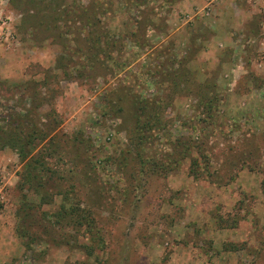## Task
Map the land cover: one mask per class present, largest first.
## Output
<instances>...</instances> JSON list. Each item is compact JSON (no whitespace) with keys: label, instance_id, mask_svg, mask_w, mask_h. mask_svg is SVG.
<instances>
[{"label":"rangeland","instance_id":"rangeland-1","mask_svg":"<svg viewBox=\"0 0 264 264\" xmlns=\"http://www.w3.org/2000/svg\"><path fill=\"white\" fill-rule=\"evenodd\" d=\"M28 1L0 0L11 32L10 45L0 41V128L6 131L0 178L7 183L0 218L10 221L5 233L12 243L10 253L0 251V264H264V0L236 3L256 11L258 32L234 35L236 46L224 54L206 51L202 59L207 40L190 24L213 15L221 0L210 13L179 12L176 25L174 5L141 0L138 10L156 20L139 30L123 27L140 17L127 0ZM95 1L101 6L91 21L99 27L91 36L104 50L96 51L94 71L80 76L72 69L80 55L69 51V36H59L66 27H55L63 20L53 17L63 7ZM63 55L72 59L69 75L57 68ZM113 59L127 65L119 71ZM28 85H37L47 101L23 120L52 131L51 143H41H49L47 164L56 173L47 196L31 188L38 180L25 182L26 160L10 146L12 115L32 110L21 96ZM137 97L160 107L158 130L138 129L149 119L143 114L137 122ZM213 98L214 114L207 116ZM63 191L70 204L90 211L82 213L90 216V231L68 218L55 223Z\"/></svg>","mask_w":264,"mask_h":264},{"label":"trees","instance_id":"trees-1","mask_svg":"<svg viewBox=\"0 0 264 264\" xmlns=\"http://www.w3.org/2000/svg\"><path fill=\"white\" fill-rule=\"evenodd\" d=\"M33 1L34 0H29L28 3H32ZM56 1H59V0H56ZM60 1L66 2L67 0H60ZM127 1L129 3H131L133 6L130 8V10L137 11L138 12L137 17H139V16L140 17L137 20L136 19L132 20L133 25H131V18H130L129 25L126 23H123V27H128L130 29L131 27L134 26V28H137L139 30L140 28L146 27L147 25H149V26L153 25L154 26L156 18L150 17L149 12L145 14V11L141 12V11H139L140 9L138 10V8L140 7L141 0H127ZM179 1L180 0H162L161 4H162V7L166 6V5H168V7H170V5H175ZM41 2L42 1H40V3ZM99 5L101 6V4H99ZM99 5H98V3H96V1L94 3H90L85 8L83 7V5L78 4L77 6H75V4H74L75 7H73L71 9V11L66 6V7H63L60 12L56 13V15H57L56 17H53L55 22L56 21L62 22V20H63V22L60 23V24H62L61 27L58 24H57L58 26H55V27L57 28V30H60V28H62V27H66L65 31L63 33H60L61 35H59V36H61V38H65V36H69V42H72L74 44V49H75V50L73 49V50H69V51L73 52L74 55H80V58L78 59V63H76V66L72 68L73 71L79 72L78 75H80V76H85L84 73L82 72V70L83 71L88 70L89 74L94 71L96 63H97L96 62L97 61L96 51L103 49V48L99 49L100 45H98L99 43L97 44L96 40H97L98 36L95 38V40L92 38L93 36H91V34H93V31H95V27H99L98 21L97 22L91 21L92 18H93V20L96 19V17H94L96 15L95 9ZM92 10H95V12H93ZM126 10L127 9L125 8V11ZM107 11L110 13L109 10H107ZM115 12L116 11H114L112 13H115ZM152 14H153V12H152ZM153 16H154V14H153ZM155 16L160 17V14L156 12ZM28 17L33 18V16L31 17L29 15H28ZM29 18H27V19L31 25L34 26L35 24H38L35 22V20L31 21ZM65 18H68V20H66L64 23ZM78 24L82 25L84 28L82 29V28H79L78 26H76ZM162 26L163 25H159L158 28L164 29V27H162ZM72 29H74V30L72 31ZM83 32H85V33H83ZM109 33L110 32H107V34H106L107 38H108ZM111 35H112V33H110L109 38ZM130 36L133 38H137V39H133V40L136 42L137 45H139L138 33L131 32ZM77 37L78 38L81 37L82 41L85 43V48L83 45H81V42L77 39ZM111 45H112V42H111ZM103 46L107 47L108 41ZM121 46H122V48H124L125 44L122 43ZM64 48L69 49V47L65 46V41H64ZM83 49H86V51ZM81 59H83V61H81ZM111 59H112V57H109L108 62H110ZM68 60L70 61L72 59L71 58L67 59V57L65 55H63L62 57L58 58V63H57L58 64L57 68H59L60 70L61 69L66 70L64 72L66 75H69V73H72V69L68 67L69 66L67 63ZM114 60L115 59H113L111 61V63H113V66H114L113 68H115L119 71H122L124 69L125 65H127L126 61H121L120 63H117V61H114ZM98 61H100V60H98ZM63 62H65V64ZM174 62L175 61H173V63ZM174 65L176 66V62L174 63ZM157 66H158V68L156 70L161 73L163 71L161 69L162 65H157ZM86 68H88V69H86ZM67 69H70V71H68ZM175 71H178L177 67L175 68ZM94 75L96 76L95 73H94ZM149 75H152V72H150ZM175 80H176V78L171 79V82H172V84H174V87L176 88L179 85V83L176 84ZM39 93H40V89L37 87V85H32V86L28 85L26 88V92L21 94L22 98H24L25 96H26L25 98L29 97L30 102L32 103V105H31L32 110H30V111H29V109L26 110L25 111L26 112L25 117L16 116V115H18L17 113H14L12 115V116H14V120L17 121V125H16V127L12 128V144H10V146L12 148H14L16 151H18L19 155L21 156V158L23 160H26L25 165H26V169H27L28 173L25 175V178H26L25 182L31 183L30 182L31 179L38 180L37 185H34L32 183L31 188L34 189L35 187H39L45 191L48 187L51 188L50 187L51 185H49L50 183L48 181L52 180V178L54 177V174L56 176V173H54L51 169H49L48 164H47V159L49 158L48 155L50 156V154L48 153L49 143L48 142L45 143L46 147H45V145H41V143H44L46 141V138L50 137L52 131L49 130L50 132L44 133L39 128L32 129L29 126H27V123L25 121H23L27 115H29V114H31V112H33V110H36L38 108H42L44 106L45 102H47L46 100L41 99ZM206 99L207 98H205V100ZM214 101H215L214 98L208 99L207 107L204 108L205 114H207V116H212L211 114H214L213 113V107L215 106V103H216ZM135 102L137 103V105L134 106L135 107L134 109L136 112L135 117H137V122H138V118L139 117L141 118V116L143 114L145 115V117L147 116L149 119L146 122L141 123V125H137L138 129L143 130V132L158 130V128L161 126L160 119L158 117V115L160 113V109H159L160 107L158 106V104L156 106L152 107V104H149L148 101H145L144 99H141L140 97H137ZM212 102H214V103H212ZM145 107H147V108H145ZM46 116H50V114H47ZM17 126H19V128ZM31 126H33V124ZM34 126L36 127V124H34ZM7 131H8V129H7ZM5 135H6V131H4L3 128H0V138L3 136L5 137ZM52 140H53V138H49L50 143ZM183 144H182V147L184 146L185 149H187L188 147L183 145ZM190 148H191V146L189 144V149ZM201 148L202 147H199V151L202 150ZM195 164H196V166H198V161H194L193 166H195ZM193 170L195 173L194 176L196 178H198L197 177L198 175H196L197 172L195 171V169H193ZM193 170H190V174L193 172ZM43 172L46 174H44ZM45 177L48 178L47 182L43 181V179H45ZM42 181H43V183H41ZM35 192L37 193L38 191L36 190ZM45 193H46V191H45ZM60 194H62V204L60 205V210L57 211L58 212L56 214L57 221H55V223L58 224L59 221L68 218V220H67L68 224L71 225L72 227L78 228V229L86 228V229H89V231H90L92 229V226H93V224L91 223V219H88L90 216L89 215H82L83 211H85V213L86 212L89 213L90 211L78 209V207L70 204L68 191H65V192L63 191ZM44 195L47 196V193ZM25 216H29V213H25L23 216H20V218L25 220L26 219ZM75 230H77V229H75Z\"/></svg>","mask_w":264,"mask_h":264},{"label":"crops","instance_id":"crops-1","mask_svg":"<svg viewBox=\"0 0 264 264\" xmlns=\"http://www.w3.org/2000/svg\"><path fill=\"white\" fill-rule=\"evenodd\" d=\"M237 2H240V0H221L213 11V15L196 18V20L190 24L191 28H194L193 31L198 32L207 40V42H205L206 49L203 50L198 57L202 59L201 55L206 53V51L209 53L215 52L217 54H222L228 49L236 46L233 38L234 35H241L253 30L254 32H258V21L255 19L256 11L254 13L250 7L245 9L239 8L236 4ZM204 4L205 0H180L173 6L170 19H172L171 21L176 25L179 12L185 11L186 13H192L195 9L203 8ZM179 29L180 28H175L173 31L174 34L179 32ZM187 31L189 30H185L186 35H188ZM9 223L10 221L7 217L0 218V251H7V253H10V247L12 249V243H10L11 237L9 234L5 233L9 230L5 229V227L9 228L7 226ZM6 243H8V246Z\"/></svg>","mask_w":264,"mask_h":264},{"label":"built area","instance_id":"built-area-1","mask_svg":"<svg viewBox=\"0 0 264 264\" xmlns=\"http://www.w3.org/2000/svg\"><path fill=\"white\" fill-rule=\"evenodd\" d=\"M219 0H206V4L203 7L202 11H206L207 13H210V7L218 2ZM198 14V13H197ZM0 29L4 30L5 33H3V35H5L3 38H0V41L3 42V40L5 42H8V45H10V37H11V32H10V25L8 23V21H6V19L3 18V14L2 11L0 10ZM6 187H7V183L4 181V178H0V211L2 210V208L6 205Z\"/></svg>","mask_w":264,"mask_h":264}]
</instances>
